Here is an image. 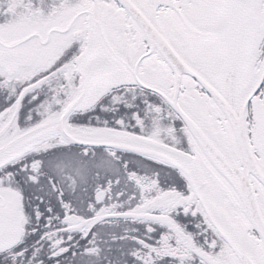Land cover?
<instances>
[{
    "label": "snow or ice",
    "instance_id": "6c2138e0",
    "mask_svg": "<svg viewBox=\"0 0 264 264\" xmlns=\"http://www.w3.org/2000/svg\"><path fill=\"white\" fill-rule=\"evenodd\" d=\"M112 228L118 264H264V0H0V264Z\"/></svg>",
    "mask_w": 264,
    "mask_h": 264
},
{
    "label": "flooded vegetation",
    "instance_id": "af4514ba",
    "mask_svg": "<svg viewBox=\"0 0 264 264\" xmlns=\"http://www.w3.org/2000/svg\"><path fill=\"white\" fill-rule=\"evenodd\" d=\"M66 178L73 184H75L79 179L75 171H72L69 175L66 176ZM118 232L119 229L117 228H112L107 231L102 230V235L105 236V240L107 241L104 247L105 249H107L108 245L110 244L112 250L105 251V253H103L98 260L94 261V264H109V261H111V264H118V261L120 260V249L122 248V245L119 242L112 244L110 239L112 234H118Z\"/></svg>",
    "mask_w": 264,
    "mask_h": 264
}]
</instances>
